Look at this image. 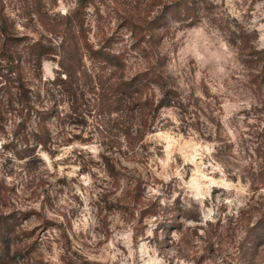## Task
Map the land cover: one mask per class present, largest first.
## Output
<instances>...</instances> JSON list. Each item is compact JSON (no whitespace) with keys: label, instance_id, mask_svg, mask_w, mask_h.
Wrapping results in <instances>:
<instances>
[{"label":"rangeland","instance_id":"obj_1","mask_svg":"<svg viewBox=\"0 0 264 264\" xmlns=\"http://www.w3.org/2000/svg\"><path fill=\"white\" fill-rule=\"evenodd\" d=\"M77 4L0 0V264H248L234 247L264 202V0ZM158 73L176 97L136 141L116 89L137 79L155 106ZM156 200L200 221L160 229ZM248 239L264 264V223Z\"/></svg>","mask_w":264,"mask_h":264},{"label":"trees","instance_id":"obj_2","mask_svg":"<svg viewBox=\"0 0 264 264\" xmlns=\"http://www.w3.org/2000/svg\"><path fill=\"white\" fill-rule=\"evenodd\" d=\"M84 2H87V0H78V6H82V4H84ZM108 58V59H107ZM113 58V57H112ZM109 59V57H107L106 55V59L107 62L112 65V66H118V63L116 61H113L114 59ZM257 60V59H256ZM255 60V62H256ZM250 62V61H249ZM144 76H147V73L144 74ZM148 81L149 83L157 86L160 90L161 96L158 99V101L156 102L155 106L152 100H150L149 98H145L142 99L141 97V91L144 89L143 86H145L146 84H143L141 81H137L136 80H129V81H120L118 83V88L116 89V91H118L119 93H121L122 96L127 97V99L131 100V107L128 108V110L133 113V114H137V118L139 121V125H141L140 131L138 132L137 136L135 137V139H137L136 141H138L140 139L141 136H143L145 134V131L143 130V128H145L146 126H149L150 123L148 124L147 122V116L150 115V113L154 112V111H158L159 109L165 107V106H169L171 104V102H173L172 100H174V97H176V93L170 88L169 82H168V76L162 75L160 73L158 74H154L153 76L151 75V77H148ZM135 82V83H134ZM134 83V85H133ZM142 84V85H141ZM134 138H132L131 140H133ZM134 144V143H133ZM136 144V143H135ZM111 168L109 169V172H113L111 175L115 176V181H117L118 183H120L121 179L124 177V174H120L119 173H114L113 167L110 166ZM262 174L259 173V176H261ZM117 176V177H116ZM258 180V179H257ZM261 180V179H259ZM138 189L139 186L137 183H135L134 185H132V188L130 190H128L126 192V194L123 197V204L124 205H129V201L128 200H133L134 202L136 200H138ZM128 199V200H127ZM174 211H178L180 214V218H184L186 221H192V222H199L200 218L195 217H190L189 215H187L186 212H188L186 210L185 207H183L182 209H175L172 207H168V206H162L157 200L154 201L153 203L149 202V207H146L145 210L143 211V214H146L148 216L154 217L157 223V227L160 229L165 228V226H167L168 222H171V218L170 216L172 215V213ZM250 212V211H248ZM251 213V212H250ZM258 217L260 219V221H255L251 226H247L246 222L245 224L240 225V229L245 231V238H244V243L242 245V243H238L236 247H234V249H236L237 253L240 254V258L242 260V262L244 263H248L251 264L255 261V254L257 253L256 249L260 246V244L262 242H260V240L258 239V242L253 246V248H250L249 246V235L251 236L252 233L256 232V230L264 223V202H262L259 206V209L257 211ZM173 217V215L171 216ZM258 220V219H257ZM248 223V221H247ZM219 222L217 221L216 223H212L211 221H208L205 226H196V228L194 229L195 231L198 229L202 230V232L204 234L206 233H212L214 232L216 229H219ZM159 229V230H160ZM209 230V231H208ZM208 233V234H209ZM263 235V234H262ZM212 243H208V246L212 247ZM250 250H252V253L248 255V253L250 252Z\"/></svg>","mask_w":264,"mask_h":264}]
</instances>
